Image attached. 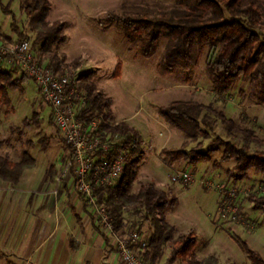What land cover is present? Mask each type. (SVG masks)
<instances>
[{
    "label": "rangeland",
    "instance_id": "obj_1",
    "mask_svg": "<svg viewBox=\"0 0 264 264\" xmlns=\"http://www.w3.org/2000/svg\"><path fill=\"white\" fill-rule=\"evenodd\" d=\"M48 1L47 22L65 23L66 41L56 46L58 55L64 57L62 69L57 72L88 75L97 89L112 98L111 123L126 119L141 135L143 157L131 191L136 192L142 183L150 182L177 197V205L165 211L166 221L174 226L172 240L192 230L197 236L194 251L198 259L213 254L217 264H250L236 242L239 238L264 260V207L255 206L247 197L251 192L264 193V175L250 171L247 177L234 181L230 177L234 161L218 163L223 151L219 142L229 141L238 147L246 143L248 154L264 151V144L250 141L241 133L228 132L219 119L205 110L195 115L198 121L204 120L200 126L205 133L190 139L186 132L168 124L158 110L177 100L211 104L264 140V103H256L249 96L247 79L235 82L226 92L216 90L207 74L208 62L216 47L196 45L186 65L178 64L169 69L164 63L168 38L163 37L153 53L145 57L140 53V44L125 38L121 21L110 19L125 15L175 18L186 9V4L175 0ZM249 3L260 10V32L264 34V0H242V5ZM28 4H32V0H0V35L4 40H27L32 44L35 35L24 10ZM13 19L18 32L11 25ZM37 48L38 45L34 47L35 52ZM118 63L119 74L114 77ZM4 66L12 76L22 75L14 65ZM8 93L9 104L0 103V139L4 141L0 152L12 160H19L24 151L29 152L35 159L30 173L45 174L46 179L53 168L55 190L57 193L62 188L67 191L65 204L59 210L76 213V208L82 209V203L67 168L66 147L51 122L49 107L41 101L31 79L21 90H8ZM34 112L38 113L39 121L26 125L24 119L32 118ZM184 142L187 151L206 150L209 145L219 149L210 154L208 161L197 164L186 160L172 162L161 153L162 149H179ZM182 173L188 175L187 180L177 177ZM86 211L104 230L95 212L89 206ZM123 218L125 227L105 231L110 240L108 245L116 251L120 235L137 231L140 223V234L147 238L151 232L149 223L139 216L124 212ZM169 251L166 245L162 258L155 264H183L181 259L167 263ZM8 262L12 261L5 259L2 263Z\"/></svg>",
    "mask_w": 264,
    "mask_h": 264
},
{
    "label": "trees",
    "instance_id": "obj_2",
    "mask_svg": "<svg viewBox=\"0 0 264 264\" xmlns=\"http://www.w3.org/2000/svg\"><path fill=\"white\" fill-rule=\"evenodd\" d=\"M185 3L186 9L175 18L165 16H112L110 19L122 23L125 38L130 42L140 44L142 56H149L155 50L163 37L169 39L164 55L166 67L188 63L189 55L196 46H213L216 52L208 62L207 74L219 93L226 92L235 82L247 79L249 96L256 103H264V34L260 20V10L253 3L242 5V0H175ZM50 9L48 0H32V4L24 7L28 17L30 29L34 32L32 50L39 63H44L53 71L62 68L63 56H59L56 46L66 41L63 21L47 22L46 16ZM228 15V17H227ZM12 27L15 26V19ZM19 37L22 34L19 33ZM10 41V40H5ZM38 45V48L34 47ZM120 64L116 65L113 76L119 74ZM23 74L14 77L5 69H0V103L9 104L8 90H21L28 80ZM79 86L85 91L87 106L82 111V118H89L96 114H103L111 119L112 99L105 96L88 75H80ZM160 116L170 125L184 132L190 139L205 133L197 120L196 114L202 110L212 113L222 123L228 132L243 134L248 140L264 144L259 136L250 128L241 127L223 111L217 110L211 104H197L191 101H172L159 107ZM39 121L37 112L32 118H25L24 123ZM112 135L118 134L123 139V146L127 149L124 155V167L121 177L115 185L95 188L94 194L99 204L106 206L109 217L113 221L114 229L125 227L123 213L127 212L139 216L143 222H148L151 232L147 238L142 260L146 264L157 263L164 254V247L170 249L166 258L167 263L181 259L183 264H217V258L209 254L198 259L195 254L197 236L192 230L178 235L174 240V226L166 221L165 211L174 208L178 199L165 190L155 187L152 183H142L136 192H132L133 182L137 176L139 161L143 157L141 150L142 139L137 130L126 122L113 123L105 127ZM223 151L218 163L234 161L230 170V177L234 181L247 177L250 171L264 175V151H254L248 154V145L235 146L233 143L219 142ZM4 141L0 139V151ZM184 142L179 149H162L161 153L169 161L186 160L190 164L206 162L210 154L219 149L216 145H209L206 150L185 149ZM35 159L24 151L19 160H12L7 154L0 152V179L17 183L25 169L33 168ZM54 173V171H52ZM52 179V178H51ZM248 199L255 206L264 207V193H249ZM84 205L87 204L84 202ZM138 226L137 232L141 230ZM239 247L245 252L250 264H264L259 253L249 247L246 241L236 238Z\"/></svg>",
    "mask_w": 264,
    "mask_h": 264
},
{
    "label": "built area",
    "instance_id": "obj_3",
    "mask_svg": "<svg viewBox=\"0 0 264 264\" xmlns=\"http://www.w3.org/2000/svg\"><path fill=\"white\" fill-rule=\"evenodd\" d=\"M4 64L14 65L34 82L66 147L67 168L77 195L95 212L101 227L111 232L113 221L106 206L97 202L94 190L115 185L122 175L127 149L118 134L106 131L105 127L113 123L103 114L82 118L87 99L79 86L81 74L55 72L39 63L27 40L5 41L0 35V69H4ZM177 177L188 179L186 173ZM145 247L146 241L135 230L123 233L117 241V253L123 264H146L142 260Z\"/></svg>",
    "mask_w": 264,
    "mask_h": 264
},
{
    "label": "crops",
    "instance_id": "obj_4",
    "mask_svg": "<svg viewBox=\"0 0 264 264\" xmlns=\"http://www.w3.org/2000/svg\"><path fill=\"white\" fill-rule=\"evenodd\" d=\"M52 171L47 179L30 173L31 168L17 183L0 179V264L5 259L12 261L8 264H123L81 197L82 209L76 213L59 210L67 191L57 193ZM140 235L147 242L149 235Z\"/></svg>",
    "mask_w": 264,
    "mask_h": 264
}]
</instances>
